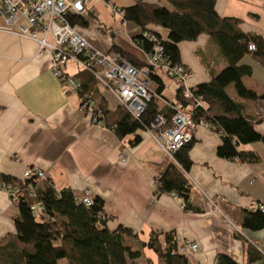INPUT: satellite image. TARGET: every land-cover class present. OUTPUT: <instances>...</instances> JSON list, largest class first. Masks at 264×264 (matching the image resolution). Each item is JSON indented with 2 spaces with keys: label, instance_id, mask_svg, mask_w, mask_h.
Segmentation results:
<instances>
[{
  "label": "crops",
  "instance_id": "crops-1",
  "mask_svg": "<svg viewBox=\"0 0 264 264\" xmlns=\"http://www.w3.org/2000/svg\"><path fill=\"white\" fill-rule=\"evenodd\" d=\"M213 1L217 16L235 18L243 33H257L264 38V0ZM108 2L118 8L131 4L130 0ZM82 4L84 10L77 16L83 24L75 27L91 47L106 54L115 46L144 62V52L133 41L140 33L136 25L123 21L121 14L111 12L102 0H82ZM12 28L16 30L17 25ZM159 32L166 34L164 30ZM46 40L52 42L50 36ZM209 43L206 35H200L178 44L179 63L192 73L186 81L188 87L207 82L226 66L216 52L215 67L193 57L198 46ZM240 62L252 67L251 76L242 82L257 97L241 99L233 88L227 90L230 95L225 92L239 104L241 115L254 124L255 131L263 135L264 69L251 58L243 57ZM78 70L71 61L64 68L69 76ZM161 78L164 89L158 102L160 109L175 95L172 80ZM99 88L101 92L105 89L100 84ZM80 104L76 92L62 90L51 70L49 54L39 55L35 41L0 31V175L21 179L25 168L37 166L56 190L69 188L76 198L100 199L105 226L110 231L122 226L143 242L153 231L159 234L161 243L164 233L173 232L178 249L185 243L196 244L194 251L183 254L188 264H214L218 254L245 264L248 247L259 250L264 263V228H241L238 214L240 210H251L252 205H264V146L260 142L237 147L239 151L254 152L259 157L255 163L219 158L216 147L220 135L196 124L188 149L191 165L185 173L195 189L188 211L172 193L153 195L155 176L167 157L153 133L140 132V142L131 145L130 136L118 139L101 121L93 123L91 114L81 110ZM114 107L108 105L109 109ZM17 214V207L0 190V238L15 233ZM146 250L142 257L156 264L153 253Z\"/></svg>",
  "mask_w": 264,
  "mask_h": 264
},
{
  "label": "trees",
  "instance_id": "trees-1",
  "mask_svg": "<svg viewBox=\"0 0 264 264\" xmlns=\"http://www.w3.org/2000/svg\"><path fill=\"white\" fill-rule=\"evenodd\" d=\"M129 6L120 8L122 19L136 25L139 35L133 38L143 51H149L150 44L143 39V32L157 36L164 55L172 62L179 63L178 44L193 41L200 35H206L216 44L219 53L226 62L218 74L207 82L196 86L195 94L201 98L202 107L191 111L195 124L200 121L209 123L220 135L221 142L216 147V156L223 159H237L245 163H255L259 157L252 151H239V145L260 142L264 146V134H258L254 124L240 113L239 104L227 95L225 87L233 84L237 97L245 100L256 99L254 91L247 89L242 79L252 74V67L240 63L248 56L264 69V38L257 33H243L239 20L219 17L214 11L213 0H130ZM171 6L172 10L167 8ZM72 26L82 25L81 18L68 14ZM159 30L165 31V36ZM249 45L253 49L249 50ZM122 59L133 66L142 63L135 60L119 48L113 46ZM78 83L77 95H87L96 102L102 113L101 124L110 129L118 139L131 137L129 143L140 142V132L147 131L157 115H162L167 122L173 113L169 104L179 101L187 106L190 101L180 97V90H175L174 99L161 109L158 101L162 97L164 83L161 75L150 72L148 79L155 85V95L146 103L139 118L132 117L118 102L109 109L106 98L94 76L80 69L72 76ZM191 141L175 153L172 158L165 157L155 176L153 195L175 194L183 203V208L190 211L189 198L195 189L185 173L191 162L188 149ZM0 183H7L21 188L23 197L17 204L18 214L14 219L15 233L0 238V264H134L142 257L144 248L151 251L156 264H188L187 258L178 252L173 232L163 234V242L158 233L150 232L146 242L122 226L110 231L105 226L103 203L92 199V205L79 203L69 188L56 190L48 180L38 181L13 179L0 175ZM34 186V196H29L28 186ZM41 202L43 214L35 216L29 206ZM240 227L250 231L264 228V213L257 210H240ZM49 218L52 222L47 221ZM259 250L246 249L245 264H264ZM146 264H153L151 259L143 258ZM214 264H238L224 254H218Z\"/></svg>",
  "mask_w": 264,
  "mask_h": 264
},
{
  "label": "built area",
  "instance_id": "built-area-1",
  "mask_svg": "<svg viewBox=\"0 0 264 264\" xmlns=\"http://www.w3.org/2000/svg\"><path fill=\"white\" fill-rule=\"evenodd\" d=\"M102 1L108 4L111 12L122 16L120 8L111 5L108 0ZM83 10L82 0H0V31L28 36L38 44L39 55L48 53L51 70L64 92H77L79 89V83L64 72L66 63L71 61L78 68L90 72L136 119L145 110L146 103L155 95V85L148 79V74H162L172 80L175 90H180L181 99L190 103L185 107L179 101L169 104L173 110L169 125L162 115H157L147 130L148 133L154 134L163 155L172 158L173 153L192 140V131L196 124L192 121L191 111L202 107L201 98L195 94L196 87L186 85L187 79L192 75L191 71L180 63H172L164 55L157 36L151 32L142 34L151 47L149 51L144 52L145 59L140 67L131 65L116 52L104 54L95 50L67 19L68 14L78 15ZM14 25H17L16 30L12 28ZM48 36L52 38L51 43L46 40ZM248 49L252 50L253 45H249ZM80 103V109L91 114L93 123L101 121L102 113L96 102L83 95ZM198 124L213 129L207 122L200 121ZM28 178H32L36 184L45 179V173L37 166L27 167L23 170L21 179ZM0 190L5 192L10 204L15 206L24 195L21 188L7 183H0ZM26 190L29 196L35 195L34 186L29 184ZM77 200L85 206L93 203L88 196H81ZM29 209L33 215L41 216L44 207L41 202H34L30 204ZM250 209L264 213L262 204L252 205ZM47 221L52 222L53 219L49 218ZM196 247V244L185 243L178 252L184 254L188 250L194 251Z\"/></svg>",
  "mask_w": 264,
  "mask_h": 264
},
{
  "label": "rangeland",
  "instance_id": "rangeland-1",
  "mask_svg": "<svg viewBox=\"0 0 264 264\" xmlns=\"http://www.w3.org/2000/svg\"><path fill=\"white\" fill-rule=\"evenodd\" d=\"M167 8L172 10L171 6H169V5H167ZM162 37H164V35H162ZM210 43L204 44L203 46H198L197 49L193 52V57L196 59V61H199L200 63L207 62V63H210L213 67H215L217 62L215 61L216 57L214 55V52H216V54H220V53H219V50H218L216 44L214 43V41L212 39H210ZM245 58H250V57L245 56ZM160 75L163 76L162 74H160ZM164 78H166V77L164 76ZM228 88H233V84H229L228 86H226L225 91H227ZM233 90H234V88H233ZM103 92L107 98L109 107H114L116 105V101L113 98L114 96L112 95V93L108 89H103ZM227 93H229V95H230L231 92L227 91ZM158 105H160V104L158 103ZM147 253H150V251H147ZM139 263L140 264H146L144 262L143 257L140 258Z\"/></svg>",
  "mask_w": 264,
  "mask_h": 264
}]
</instances>
